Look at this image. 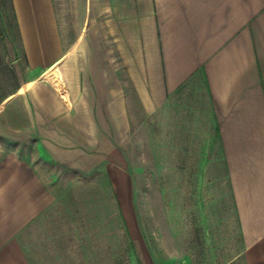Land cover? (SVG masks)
<instances>
[{
	"label": "crops",
	"instance_id": "obj_1",
	"mask_svg": "<svg viewBox=\"0 0 264 264\" xmlns=\"http://www.w3.org/2000/svg\"><path fill=\"white\" fill-rule=\"evenodd\" d=\"M58 1L7 0L31 68H49L63 51ZM110 1L115 24L104 34L117 36L112 50L119 75L146 113L168 119L170 179L206 181L205 195L213 198L200 207L201 226L213 219L221 229L226 220L235 237L227 242L237 244L232 264H264V0ZM115 68L105 56L103 85ZM43 101L45 107L30 114L34 128L18 131L36 133L49 158L77 169L110 167L112 156L121 164L105 128L96 135L89 119L81 127L78 111L50 89ZM124 115L127 121L126 107ZM51 200L32 164L7 159L0 171V264H30L18 235ZM183 244L178 260L191 264L190 246Z\"/></svg>",
	"mask_w": 264,
	"mask_h": 264
},
{
	"label": "rangeland",
	"instance_id": "obj_2",
	"mask_svg": "<svg viewBox=\"0 0 264 264\" xmlns=\"http://www.w3.org/2000/svg\"><path fill=\"white\" fill-rule=\"evenodd\" d=\"M111 2H54L63 51L56 63L41 69L27 65L7 0H0V171L9 158L28 161L52 195L18 235L24 252L30 264H181L186 242L191 264H232L237 244L227 242L235 240L230 224L224 220L218 229L211 218L208 227L201 226L200 207L213 198L205 195L206 181L170 179L168 119L146 113L132 85L119 75L117 49L112 50L117 36L104 34L115 24ZM105 56L116 66L106 86ZM48 89L78 111L81 127L89 119L96 135L105 128L120 165L112 156L110 167L102 162L77 169L49 158L36 133L18 131L28 124L34 128L30 114L45 107Z\"/></svg>",
	"mask_w": 264,
	"mask_h": 264
}]
</instances>
